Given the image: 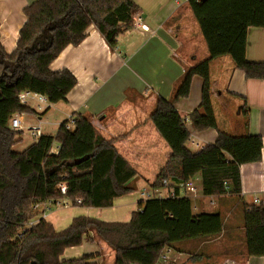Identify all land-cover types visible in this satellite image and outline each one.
<instances>
[{"label":"trees","instance_id":"obj_1","mask_svg":"<svg viewBox=\"0 0 264 264\" xmlns=\"http://www.w3.org/2000/svg\"><path fill=\"white\" fill-rule=\"evenodd\" d=\"M187 4L208 55L185 70L170 99L156 98L149 115L170 148L150 189H160L167 181L176 195L141 200L125 222L76 216L62 230L34 206L64 200L76 207H111L115 198L134 190L130 182L137 172L117 152L113 140L103 138L80 114L71 123L69 118L63 120L54 135L40 133L21 151L13 150L21 130L12 129L10 119L29 111L18 94L39 93L52 104L65 101L76 78L66 68L51 70V62L68 45H78L89 25L115 49L118 36L133 24L139 8L134 0H33L23 7L25 21L12 51L0 42V264H93L89 263L93 255H62L94 237L112 248L114 264H156L163 250L175 243L221 233V214H193L189 197L179 196L177 185L199 174L203 196H237L240 166L261 159V135H233L217 128L209 63L229 56L246 79H264V62L245 57L248 28H264V0H187ZM195 75L202 80L200 101L188 120L192 129L211 128L217 135L213 143L192 152L186 147L190 132L174 104L189 95ZM240 108L246 125L245 100ZM243 232L247 255L264 256V204L243 205Z\"/></svg>","mask_w":264,"mask_h":264},{"label":"crops","instance_id":"obj_2","mask_svg":"<svg viewBox=\"0 0 264 264\" xmlns=\"http://www.w3.org/2000/svg\"><path fill=\"white\" fill-rule=\"evenodd\" d=\"M32 1L0 0V42L7 52L14 48L25 21L23 7ZM134 2L139 8V24H132L118 36L115 49L109 48L99 31L89 25L78 45H68L51 62V70L68 69L76 83L65 101L49 105L44 122L58 127L75 114L85 116L103 138L113 140L117 152L136 170L130 186L134 189L141 181L142 190H146L144 186H150L170 155L169 146L149 119L156 98L170 99L185 70L206 58L208 51L186 0ZM245 57L249 61L264 62V28H248ZM209 75L217 128L233 135L259 134L264 143V79H246L229 56L212 59ZM201 84V78L193 76L189 95L174 104L190 134L199 141L197 147L186 143L192 152L213 143L217 135L211 128L192 129L188 120V114L199 104ZM243 100L248 107L246 125L240 108ZM26 105L31 114H43L36 112V100L27 99ZM250 109L258 113L256 119H249ZM38 116V122H43ZM239 169V195L203 196L196 192L187 196L193 214H221L224 220L221 233L175 243L163 250L165 259L160 257L156 264H264V256L247 255L243 232V205H256L254 198L264 204V147L260 161L242 164ZM198 178L200 175L196 174L192 181ZM134 190L115 198L107 208L76 207L62 200L48 205L44 218L56 230L64 229L56 228V221L67 218L71 212L72 217L125 222L138 209L139 202L145 200L130 196ZM190 195H193L192 201ZM62 209L65 210L62 212ZM82 255L94 256L89 263L114 264V251L96 237L65 249L62 257Z\"/></svg>","mask_w":264,"mask_h":264},{"label":"built area","instance_id":"obj_3","mask_svg":"<svg viewBox=\"0 0 264 264\" xmlns=\"http://www.w3.org/2000/svg\"><path fill=\"white\" fill-rule=\"evenodd\" d=\"M176 2H178V0H175ZM187 1V0H186ZM179 3V2H178ZM140 21V17L136 16L135 21L133 22V25L135 26L136 24H139ZM142 29H147L146 26L141 25ZM27 99H34L36 100V105H35V110L38 113H41L47 106H49L51 103L48 102L47 98L45 95L39 94V93H34V92H29V91H22L18 94V100L20 103L22 104H26ZM70 123L72 122V117H70ZM70 123L68 124V126L70 125ZM20 125H21V117L20 114H16L14 116H12V118L10 119V127L12 129H20ZM41 123L39 122L38 125H31L28 129L31 133V135L33 137H37L40 133H41ZM187 142L191 143L192 145H194L195 147L199 146V141L192 136L191 134L188 137ZM177 187L179 188V196H188L189 194H195L196 191V186L194 184V182L192 181V179H189L185 182H181L177 185ZM59 188L61 190H64L65 186L64 184H60ZM146 190H142V192H140V196L142 198H151V197H157V198H162V197H168V196H175V187L172 183L167 182V181H163L162 182V188L160 189H156V195L154 196H150L147 195V193L145 192ZM161 191L165 192V195H163V193ZM76 202H80L79 199L76 200ZM58 203V202H56ZM253 204H262V202L258 199V198H254L253 199ZM48 206L44 205H35L34 209H39V211L41 212L40 216L41 217H45V212L46 210H48L49 208H47ZM162 259H165V255L162 254L160 256Z\"/></svg>","mask_w":264,"mask_h":264},{"label":"rangeland","instance_id":"obj_4","mask_svg":"<svg viewBox=\"0 0 264 264\" xmlns=\"http://www.w3.org/2000/svg\"><path fill=\"white\" fill-rule=\"evenodd\" d=\"M43 112V111H42ZM16 114H20L22 115V126L19 130H21V133L19 135V138L20 140L17 141L13 146H12V149L15 150V151H21L22 149H24L26 146H28L30 143H32V141H34L35 137H33L29 131V127L32 125H38L39 122H38V114H31L30 111L28 112H20V113H16ZM15 114V115H16ZM257 115L258 113L255 111V110H251L250 109V112H249V119L251 120V118H254L256 119L257 118ZM46 112H44L42 115L40 114L38 117H41L43 118V122H41V131H45L47 133H50L51 135H54L56 133V129H57V126L56 127H53V126H49L48 124H45L44 122V117H46ZM55 116L52 115V117ZM192 133V132H191ZM194 184L196 186V191L198 194L201 193V181H200V178L196 179L194 181ZM130 185H131V182H130ZM136 187V188H135ZM134 187V194L130 195V196H140V192H142V182L140 181L139 183H137V185H135ZM144 188L146 189V193L147 195H150V196H154L156 195V192L155 190H152L150 189V186L146 185L144 186ZM133 192V191H132ZM163 193V195H165V192L164 191H161ZM192 196L193 195H190V198H191V201H192ZM205 200L208 202L209 201V198H205ZM194 201V200H193ZM69 204L71 205V202L68 201ZM72 206V205H71ZM207 209H211V206ZM65 209H62V212L64 211ZM62 214V213H61ZM72 212L71 214L69 215H66L67 218L63 219V220H57L56 223H55V226L56 228L58 229H62V228H65L72 220Z\"/></svg>","mask_w":264,"mask_h":264},{"label":"water","instance_id":"obj_5","mask_svg":"<svg viewBox=\"0 0 264 264\" xmlns=\"http://www.w3.org/2000/svg\"><path fill=\"white\" fill-rule=\"evenodd\" d=\"M78 162H79V160H76V161H75V163H78Z\"/></svg>","mask_w":264,"mask_h":264}]
</instances>
